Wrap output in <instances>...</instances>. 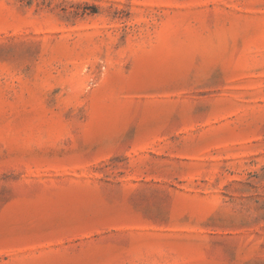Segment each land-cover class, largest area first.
Masks as SVG:
<instances>
[{
  "label": "rangeland",
  "instance_id": "rangeland-1",
  "mask_svg": "<svg viewBox=\"0 0 264 264\" xmlns=\"http://www.w3.org/2000/svg\"><path fill=\"white\" fill-rule=\"evenodd\" d=\"M0 264H264V0H0Z\"/></svg>",
  "mask_w": 264,
  "mask_h": 264
}]
</instances>
